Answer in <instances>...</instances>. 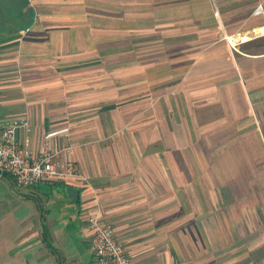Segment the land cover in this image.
Segmentation results:
<instances>
[{"label":"crops","instance_id":"obj_1","mask_svg":"<svg viewBox=\"0 0 264 264\" xmlns=\"http://www.w3.org/2000/svg\"><path fill=\"white\" fill-rule=\"evenodd\" d=\"M79 178L0 175V264H264V0H0V125ZM68 129L45 141L52 132Z\"/></svg>","mask_w":264,"mask_h":264},{"label":"built area","instance_id":"obj_2","mask_svg":"<svg viewBox=\"0 0 264 264\" xmlns=\"http://www.w3.org/2000/svg\"><path fill=\"white\" fill-rule=\"evenodd\" d=\"M31 124L28 117H15L0 125V175H7L19 188H30L48 181H65L79 178V172L68 157L72 154L70 146L43 152L33 157L32 152L23 147L18 140L19 131L29 132ZM58 135H68V129L52 132L45 141ZM90 236L88 238L90 259L88 264H130L123 243L116 237L113 226L100 217L88 219Z\"/></svg>","mask_w":264,"mask_h":264},{"label":"rangeland","instance_id":"obj_3","mask_svg":"<svg viewBox=\"0 0 264 264\" xmlns=\"http://www.w3.org/2000/svg\"><path fill=\"white\" fill-rule=\"evenodd\" d=\"M82 264H85V263H82Z\"/></svg>","mask_w":264,"mask_h":264}]
</instances>
